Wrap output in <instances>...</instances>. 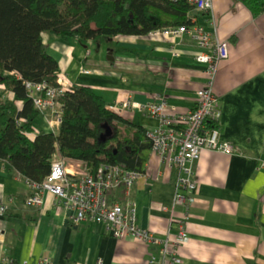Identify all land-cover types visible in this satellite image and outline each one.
<instances>
[{"label":"crops","instance_id":"obj_1","mask_svg":"<svg viewBox=\"0 0 264 264\" xmlns=\"http://www.w3.org/2000/svg\"><path fill=\"white\" fill-rule=\"evenodd\" d=\"M211 13L190 9L193 24L216 29L227 41L228 57L219 61L213 91L220 109V138L233 153L202 150L192 163L196 199L188 207L173 205L177 168L149 154L143 174L134 181L129 198L135 203L136 224L163 237L184 226L187 241L179 248L181 264H264V7L253 10L240 0H212ZM47 53L58 63V84L87 86L99 94L106 108L134 127L146 130L158 120L141 108L122 107L121 101L144 104L163 97L178 111L192 109L196 91L206 81V64L198 62L199 48L187 34L177 37L145 35L100 36L62 40L43 32ZM86 71V72H85ZM13 101V94L0 91ZM17 109L22 102L14 100ZM47 108L27 137L58 128L57 111ZM31 185L6 161L0 160V256L16 264H36L41 257L52 264H145L158 257L159 244L127 236L115 238L104 224H74L73 211L43 192V203H25ZM123 202L122 188L108 194Z\"/></svg>","mask_w":264,"mask_h":264},{"label":"trees","instance_id":"obj_2","mask_svg":"<svg viewBox=\"0 0 264 264\" xmlns=\"http://www.w3.org/2000/svg\"><path fill=\"white\" fill-rule=\"evenodd\" d=\"M240 1L253 10L264 7V0ZM190 9L186 0H0V84L13 94V101L0 98V160L29 182L43 180L55 153L92 167L105 161L142 171L151 151L146 129L138 126L126 134L121 127L125 121L87 86H71L57 95V130L30 140L26 134L43 113L33 97L44 94L30 93L26 83L58 87L59 66L47 53L43 32L64 41L145 35L167 25L190 24ZM14 100L22 102L20 109ZM104 124L113 134L105 141Z\"/></svg>","mask_w":264,"mask_h":264},{"label":"built area","instance_id":"obj_3","mask_svg":"<svg viewBox=\"0 0 264 264\" xmlns=\"http://www.w3.org/2000/svg\"><path fill=\"white\" fill-rule=\"evenodd\" d=\"M186 2L197 11L210 12L214 24L212 0H186ZM188 19L190 24L167 25L148 34L177 37L187 33L194 40L199 48L195 58L198 62L206 64L204 72L206 81L196 91L195 106L187 111H178L163 97L144 104L129 100L119 103L122 107L141 108L150 116L157 118L158 125L146 130L151 153H156L162 162L176 166L178 174L172 203L183 204L185 207L192 205L196 199L192 195L183 194L182 191L196 193L197 184L192 177L191 166L199 158L202 150L233 153L232 145L220 138L221 112L218 98L213 91L218 63L229 54L227 41L218 37L215 28L213 31H207L200 25L193 24V18L188 17ZM26 87L30 93L44 94L33 97L34 106L40 111L54 108L55 97L71 88L63 83L53 87L45 81L27 82ZM3 89L4 86L0 84V91ZM56 118L59 122V111ZM143 170H129L105 161L92 167L82 160L55 153L51 158L49 172L43 180L29 182L32 193L27 196L25 203L39 207L43 203V192H49L58 203L73 211L70 219L74 224L84 221L102 223L117 239L131 236L145 243L159 244L160 255L158 257L150 255L145 264H181L179 248L187 241L184 226H179L176 233L167 231L163 237H157L136 224L135 203L128 196L134 181L143 174ZM117 188H122V192L127 197L123 202L108 198V194ZM5 212L6 207L1 205L0 215ZM9 263H11L10 258L0 256V264ZM23 264L27 263L23 262ZM36 264L52 263L50 259L41 257ZM95 264H102L101 259H97Z\"/></svg>","mask_w":264,"mask_h":264},{"label":"water","instance_id":"obj_4","mask_svg":"<svg viewBox=\"0 0 264 264\" xmlns=\"http://www.w3.org/2000/svg\"><path fill=\"white\" fill-rule=\"evenodd\" d=\"M104 127H105V131L101 135V138H102V140L105 141L107 138L112 137L113 134H112V129L109 126H107L106 124H104Z\"/></svg>","mask_w":264,"mask_h":264},{"label":"rangeland","instance_id":"obj_5","mask_svg":"<svg viewBox=\"0 0 264 264\" xmlns=\"http://www.w3.org/2000/svg\"><path fill=\"white\" fill-rule=\"evenodd\" d=\"M55 108H56V107H55ZM56 109H57V108H56ZM58 111H59V108L57 109V111L54 110V115H56ZM113 145H114V143H113Z\"/></svg>","mask_w":264,"mask_h":264}]
</instances>
